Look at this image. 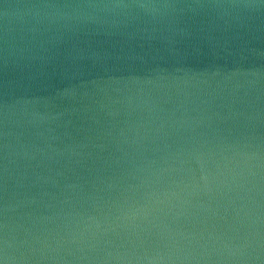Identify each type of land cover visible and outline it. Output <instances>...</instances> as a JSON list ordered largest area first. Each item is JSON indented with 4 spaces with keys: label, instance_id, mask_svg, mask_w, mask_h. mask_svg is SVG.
I'll return each instance as SVG.
<instances>
[{
    "label": "water",
    "instance_id": "obj_1",
    "mask_svg": "<svg viewBox=\"0 0 264 264\" xmlns=\"http://www.w3.org/2000/svg\"><path fill=\"white\" fill-rule=\"evenodd\" d=\"M0 264H264V0H0Z\"/></svg>",
    "mask_w": 264,
    "mask_h": 264
}]
</instances>
